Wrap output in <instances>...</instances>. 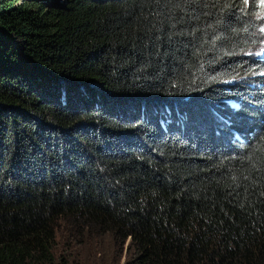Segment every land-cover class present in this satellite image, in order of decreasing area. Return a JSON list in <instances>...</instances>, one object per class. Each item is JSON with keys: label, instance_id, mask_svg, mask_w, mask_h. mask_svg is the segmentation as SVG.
<instances>
[{"label": "trees", "instance_id": "trees-1", "mask_svg": "<svg viewBox=\"0 0 264 264\" xmlns=\"http://www.w3.org/2000/svg\"><path fill=\"white\" fill-rule=\"evenodd\" d=\"M61 1L0 0V264H264L254 5Z\"/></svg>", "mask_w": 264, "mask_h": 264}, {"label": "rangeland", "instance_id": "rangeland-1", "mask_svg": "<svg viewBox=\"0 0 264 264\" xmlns=\"http://www.w3.org/2000/svg\"><path fill=\"white\" fill-rule=\"evenodd\" d=\"M40 1H44L47 5L51 6L62 4L61 0ZM246 3L248 6L253 4L256 12L254 18L256 24V29L254 30V48L247 51L243 56L246 62H251L257 56L264 58V0H246ZM58 226L62 227V224L58 223ZM54 242L56 255L64 256L68 259V262L73 264H94L98 261L102 264L127 263L124 253H120L105 236H90L86 238L83 235L75 244L69 237L57 235ZM115 250H117V253Z\"/></svg>", "mask_w": 264, "mask_h": 264}, {"label": "clouds", "instance_id": "clouds-1", "mask_svg": "<svg viewBox=\"0 0 264 264\" xmlns=\"http://www.w3.org/2000/svg\"><path fill=\"white\" fill-rule=\"evenodd\" d=\"M254 60H260L261 62L263 61L264 62V58H261V57H255V59ZM264 72V71H263Z\"/></svg>", "mask_w": 264, "mask_h": 264}, {"label": "snow or ice", "instance_id": "snow-or-ice-1", "mask_svg": "<svg viewBox=\"0 0 264 264\" xmlns=\"http://www.w3.org/2000/svg\"><path fill=\"white\" fill-rule=\"evenodd\" d=\"M261 75H264V72L260 73Z\"/></svg>", "mask_w": 264, "mask_h": 264}, {"label": "water", "instance_id": "water-1", "mask_svg": "<svg viewBox=\"0 0 264 264\" xmlns=\"http://www.w3.org/2000/svg\"><path fill=\"white\" fill-rule=\"evenodd\" d=\"M62 3H63V1H62Z\"/></svg>", "mask_w": 264, "mask_h": 264}]
</instances>
